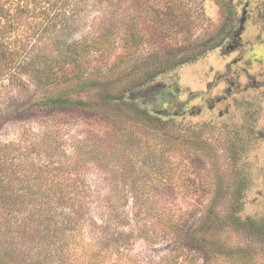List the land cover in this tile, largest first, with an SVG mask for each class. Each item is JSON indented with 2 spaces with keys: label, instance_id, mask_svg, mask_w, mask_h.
I'll list each match as a JSON object with an SVG mask.
<instances>
[{
  "label": "trees",
  "instance_id": "16d2710c",
  "mask_svg": "<svg viewBox=\"0 0 264 264\" xmlns=\"http://www.w3.org/2000/svg\"><path fill=\"white\" fill-rule=\"evenodd\" d=\"M30 1L33 6L26 0H17L13 7L0 3V80L27 75L26 81L35 88L26 107L52 118L76 115L85 133L72 142V153L60 165L39 164L33 157L17 160L10 146H0V264H110L122 252L118 240L134 234L133 227L128 233L124 227L131 226L126 212L129 198L137 233L149 242L158 236L172 237L211 252L209 257L221 255L205 247L194 227L189 230L182 221L164 218L165 206L158 202L157 193L171 194L185 183V176L161 154L186 146V140L175 135L188 126L180 115L161 114L148 98L157 78L216 47L124 85L91 86L100 82L99 75L114 73L130 62L142 40L158 44L156 50H170L168 40L177 34L176 21H185L182 8L174 4L167 16L154 11L156 24L150 28L139 29L133 16L135 23L123 32L105 29L97 37L68 42L58 28L65 16L59 0H46L52 13L41 6L43 0ZM32 14L38 20L28 21ZM21 27H26L24 38L11 39ZM229 34L228 30L219 42ZM102 66L101 74L89 72L94 67L101 72ZM207 125L195 126L200 130ZM58 138L57 131L42 130L35 144L45 153ZM95 170L112 189L98 195L105 201L100 205L104 217L99 219L91 215L95 193L87 184V175Z\"/></svg>",
  "mask_w": 264,
  "mask_h": 264
},
{
  "label": "rangeland",
  "instance_id": "374dc122",
  "mask_svg": "<svg viewBox=\"0 0 264 264\" xmlns=\"http://www.w3.org/2000/svg\"><path fill=\"white\" fill-rule=\"evenodd\" d=\"M16 1L0 0V3L13 7ZM26 1L33 6L30 0ZM58 3L65 13L58 28L68 42L97 37L105 29L123 32L129 23H135L131 20L133 16L139 29L150 28L156 24L152 13L167 16L174 4L185 13V21H176L175 38L168 40L170 50H156L158 44L142 40L136 55L118 71L103 75L104 66L101 72L95 67L90 69L92 75L101 74L100 82L91 86L113 82L124 85L157 73L166 64L187 57L193 59L203 49L216 47L157 78L152 84L153 95L148 98L154 100L153 107L161 114L180 115L188 126V130L183 128L180 135H175L177 139H185L186 146L161 154L169 166L178 168L185 176V183L176 186L171 194L157 193L158 202L165 206L164 218L182 221L189 230L194 227L207 249L214 248L222 254L209 257L211 252L192 248L172 237L158 236L149 242L137 233L134 203L129 198L126 212L131 226L124 227L126 233L133 227L134 234L125 235L130 241L118 240L122 252L110 264H264V139L252 140L243 128L253 123L264 132V0H59ZM246 3L247 14L252 15L244 21L240 50L227 49L230 39L223 46H216L232 21L246 15L243 13ZM49 4L46 0L41 2L52 13ZM27 20L38 19L33 15ZM25 28L14 31L11 39L20 42ZM238 53L241 60L234 62ZM27 78L23 74L0 80V146H10L17 160L33 157L39 164L60 165L72 153V142L83 137L84 123L73 114L52 118L27 108L30 91L35 88ZM254 80L257 85L252 88ZM219 98L224 100L216 104ZM253 114L256 116L252 117ZM202 123L211 126L198 130L195 125ZM236 128L239 136L233 138L231 129ZM47 129L57 131L59 138L51 143L48 152L41 153L36 138ZM99 174L95 170L87 175L89 189L95 193L91 215L96 219L104 217L100 205L105 201L98 200V195L112 190ZM224 253L232 255L226 258Z\"/></svg>",
  "mask_w": 264,
  "mask_h": 264
},
{
  "label": "flooded vegetation",
  "instance_id": "af4514ba",
  "mask_svg": "<svg viewBox=\"0 0 264 264\" xmlns=\"http://www.w3.org/2000/svg\"><path fill=\"white\" fill-rule=\"evenodd\" d=\"M247 9H248V3L245 4V7H244V10H243V13L246 14L245 16L243 15L242 18H237V22H233L232 25H231V28L229 29V35L221 42L218 43V47H221L224 45V43L226 42L227 39H230V44H228L226 47H228L227 49H230L231 51L234 49H239L241 48V46L243 45L242 43V32L244 30V21L249 19V15H252L251 12H248L247 14ZM260 12V11H258ZM240 23V25H239ZM264 29V27H263ZM241 56L239 55L238 53V56L236 57V59L234 60V62H238L240 61L241 59ZM238 72V70H237ZM263 84H264V81H263ZM232 85H234L232 83ZM257 85V81H252V84L251 86H253L252 88H255L254 86ZM232 87H235V86H232ZM224 100V98H219L217 101H216V104H218L219 102H222ZM215 106V105H213ZM222 113V112H221ZM256 114L252 117H255ZM254 120H251V122H253ZM244 130L247 131L248 133V136H250L252 138V140H256V139H264V132L262 131V128H258V127H254L253 126V123L250 125V126H245L244 125ZM232 130V136L233 138H238L239 136V129L236 128V129H231Z\"/></svg>",
  "mask_w": 264,
  "mask_h": 264
}]
</instances>
